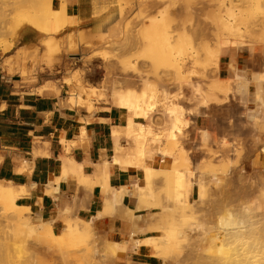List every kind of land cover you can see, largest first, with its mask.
Wrapping results in <instances>:
<instances>
[{
    "label": "rangeland",
    "instance_id": "rangeland-1",
    "mask_svg": "<svg viewBox=\"0 0 264 264\" xmlns=\"http://www.w3.org/2000/svg\"><path fill=\"white\" fill-rule=\"evenodd\" d=\"M68 1L52 0V7L58 9ZM231 4L238 7V16L229 20L227 8ZM44 5L43 0H0V27L17 18L39 15ZM85 8L93 13L89 23L94 17L102 18L117 8L125 33L118 43L102 45L96 54H84L81 64L69 71H73L72 79L80 92L94 88V99L112 107L109 97L114 88L142 93L145 82L153 83L159 108L154 121H144V124L151 125L157 133L169 125L162 107L163 93L182 94L178 103L186 110L191 124L180 137V148L200 172H206L209 163H226L230 168L217 189L210 187V175L203 176L208 192L202 203L196 201L198 187L194 186L190 197L193 206L188 211L196 218L194 230L188 229L189 243L166 254V263L155 251V245L165 242L162 233L154 234L148 244L142 240L135 243L129 237L119 242L95 224L86 238L60 247L47 232L31 233L24 225L38 224L30 209L18 212L0 199V264H228L229 248L212 246L208 238L217 232L224 233L222 222L229 218L237 227H244L252 261L260 260L264 264V103L259 108L254 99L257 83L253 78L255 74H264V0H254L252 5L245 0H86ZM153 20L158 22L157 34L163 40L164 55L178 59L181 65L180 78L175 68L168 64L156 68L144 54V34ZM71 22L70 18L67 25ZM53 35L50 33L46 41L39 42L36 50L28 53L19 51L18 45L0 49L16 55V59H37L41 48L44 55L60 48V42ZM167 38H170L168 43ZM231 65L246 76L241 81L243 92H232L227 102L201 106L195 89L201 88L207 94L215 81L233 78L235 72ZM63 104L69 106L64 101ZM255 110H259V125L251 117ZM204 132L208 135L206 142ZM113 154L110 152L109 160ZM147 164L150 166V161ZM166 188L164 176H159L154 191L160 206L145 215L150 225H167L182 214L180 210L171 212L164 208L173 206L167 202ZM18 203L21 205L20 199ZM63 233L64 230L57 235ZM112 241L121 244L120 251L117 256H106L105 248ZM144 246L149 250L148 255ZM94 249L99 253L90 259L88 253Z\"/></svg>",
    "mask_w": 264,
    "mask_h": 264
},
{
    "label": "bare ground",
    "instance_id": "bare-ground-1",
    "mask_svg": "<svg viewBox=\"0 0 264 264\" xmlns=\"http://www.w3.org/2000/svg\"><path fill=\"white\" fill-rule=\"evenodd\" d=\"M43 1L45 5L40 9L41 14L28 15V19L17 18L6 26L0 27V47L7 50L13 45H18L19 51L28 53L35 51L39 42L46 41L50 33H54L52 38L56 42H60V38L64 34H71L73 32L74 26L67 25L70 19L67 14V5L62 4L60 8L56 9L52 7V0ZM245 1L250 5L254 3V0ZM237 9L238 7L233 4L227 8L230 16L229 20L238 16V13H236ZM157 29L158 22L153 20L150 29L146 30L144 34V40L146 41L144 54L150 58V61L156 68L161 64H168L170 67L175 68L177 76L180 78L181 65L178 59L168 58L164 55L162 50L163 40L158 36ZM5 33L9 34V37L5 36ZM124 33L125 25L117 22L114 26L105 30L102 19L94 17L89 28L83 31L85 38L83 52L89 55L96 54L100 46L118 43L119 39L124 36ZM167 39L166 42L168 43L170 38ZM71 51L73 53L78 52L77 49H71ZM42 63L51 69H59L63 65V55L60 48L50 50L49 53L44 55ZM231 67L234 68L232 65ZM233 71L235 72L233 78L215 81L211 92L207 94H204L201 88L195 89V94L197 97L199 96L201 106L205 107L209 103L221 104L229 101V95L232 92H243V83L241 81L246 79V76L237 72L236 68ZM194 73L195 71L191 74ZM253 78L257 83L254 99L258 102L260 108L264 103L262 95L264 74H255ZM247 81L249 82L250 80L248 79ZM66 84L70 86L72 78H67ZM148 91H150V94ZM94 94H96V90L91 88L90 90H84L78 95L70 94L69 97L64 98V102L70 107L82 109L89 116V122L91 120H98L95 118L94 103L90 99ZM163 96L165 101L162 103V107L168 118L169 125L163 132L157 133L152 130L151 125L144 124V121H154V116L157 114L159 108L156 86L151 82H145V89L142 93H138L133 89H113L109 101L113 107L123 110L127 117L125 125L116 126L112 131L114 154L111 161L105 159L99 167L102 177L103 210L86 221L71 214L67 208L65 211L67 218L63 235H57L53 232L51 227L52 220L42 219L37 225L24 224L29 228L31 233L39 230L47 232L54 241L58 242L60 247H63L65 244L76 239L86 238L93 231L96 221L105 216H120L134 222L135 228L131 234V239L135 243H140L137 236L146 231H153L164 235L165 242L155 245L156 256L161 258L163 263H166V254L169 251L175 248L178 249L183 244L189 243L190 236L188 229L194 230L192 227L195 225L193 220H196L193 214H188V211L193 206L190 202V197L194 186L198 187V199L196 201L199 203L204 202L208 192V185L204 182L203 176L210 175L212 177L210 187L217 189L222 182L223 175L228 172L230 166L226 163L221 165L209 163L206 165V172H200L191 163L186 151L179 146L180 137L185 134V130L191 124V121L186 116V110L178 103L183 96L180 93L170 96L167 93H163ZM258 113L259 110H255L251 115L256 125L260 124ZM207 138L208 135L204 132L203 141L206 142ZM124 140L126 141L125 144L122 143ZM161 144H163L162 147ZM67 149L68 151L70 150V145ZM126 150H130V152L126 153ZM151 153H160L163 156L174 158L171 167H150L147 162L150 161ZM34 155L36 156L37 153ZM69 162L73 165L69 169V172L76 173L78 169H81V165H77L74 161ZM115 167L126 170L141 168L144 184L141 185L139 179L135 178L132 180L131 186L119 188L111 186L109 180ZM159 176H164L165 178L167 184V202L173 205L172 207L166 206L164 208L171 212L180 210L182 214L178 219L172 220L167 225L152 223L145 228H140L138 224L146 222L142 212L160 206L155 201L156 195L154 191L155 181ZM59 180L51 181L47 187V193L58 201L62 196ZM25 194L26 188L24 186L16 188L11 182L3 184L0 181V199L15 211L24 212L29 210V208L18 203V200ZM126 196L137 201L135 208L123 205V200ZM18 217L22 219L23 216L19 215ZM229 217H232V215L229 214ZM222 228L224 233L217 232L214 235H210L208 240L212 246L218 244L229 248L228 264H263L260 260L252 261V257L248 251L250 243L244 237V227H237L235 222L229 218L222 222ZM120 248L121 244L119 242L112 241L106 246L104 253L106 256H117ZM98 253L99 251L94 249L88 253V256L90 259H93Z\"/></svg>",
    "mask_w": 264,
    "mask_h": 264
},
{
    "label": "crops",
    "instance_id": "crops-1",
    "mask_svg": "<svg viewBox=\"0 0 264 264\" xmlns=\"http://www.w3.org/2000/svg\"><path fill=\"white\" fill-rule=\"evenodd\" d=\"M85 5L86 0H69L67 3V14L72 19L70 26H74V30L60 38L63 65L59 69H51L42 63L43 48L37 59H16V55L11 56L0 49V181L11 182L16 188L24 186L26 194L20 198L21 205L29 208L38 222L52 220L55 234L65 228L67 208L71 214L86 221L103 210L99 167L106 158L109 160L113 151L114 127L123 126L127 117L123 110L104 105L103 101L94 99V95L90 99L98 120L89 122V116L82 109L63 104L70 94L81 93L73 79L70 86L66 79L72 78L73 71H69L83 61V31L89 28L93 17ZM117 11L113 8L102 15L105 30L119 23ZM71 49L78 52L73 53ZM173 160L160 153H151L150 167L169 168ZM69 161L81 165V169L76 173L69 172L73 167ZM135 178L142 184L141 168L115 167L109 183L116 188L131 186ZM56 179H60L62 192L59 201L47 193L49 183ZM136 202L126 196L123 205L135 208ZM152 210L154 208L142 213L145 216ZM96 224L119 242L131 238L135 228L134 222L120 216H105ZM149 225V221L138 224L140 228ZM156 233L146 231L137 237L148 244ZM143 250L148 255L147 246Z\"/></svg>",
    "mask_w": 264,
    "mask_h": 264
}]
</instances>
